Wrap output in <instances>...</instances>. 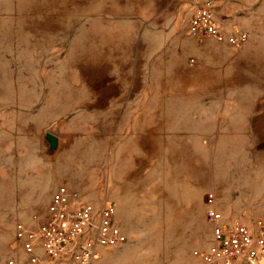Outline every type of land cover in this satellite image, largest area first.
<instances>
[{
  "label": "rangeland",
  "instance_id": "obj_1",
  "mask_svg": "<svg viewBox=\"0 0 264 264\" xmlns=\"http://www.w3.org/2000/svg\"><path fill=\"white\" fill-rule=\"evenodd\" d=\"M236 1L239 45L191 33V0H0V264L60 184L128 236L91 264H201L210 192L264 216V0Z\"/></svg>",
  "mask_w": 264,
  "mask_h": 264
},
{
  "label": "built area",
  "instance_id": "obj_2",
  "mask_svg": "<svg viewBox=\"0 0 264 264\" xmlns=\"http://www.w3.org/2000/svg\"><path fill=\"white\" fill-rule=\"evenodd\" d=\"M217 0H191L188 29L191 33L212 36L220 42L239 45L248 33H226L214 18ZM216 194L208 193L206 221L210 226L209 243L194 249L201 264H264V216L251 222L227 218L216 204ZM15 236L26 254L5 264H91L102 248L127 241L128 236L116 221L115 208L106 203L80 201V192L60 184L52 194L49 212L37 226L18 221Z\"/></svg>",
  "mask_w": 264,
  "mask_h": 264
},
{
  "label": "crops",
  "instance_id": "obj_3",
  "mask_svg": "<svg viewBox=\"0 0 264 264\" xmlns=\"http://www.w3.org/2000/svg\"><path fill=\"white\" fill-rule=\"evenodd\" d=\"M239 1L236 0H217L214 7V18L217 24L226 33H235L242 26L240 23V9L238 4ZM232 4H235V8Z\"/></svg>",
  "mask_w": 264,
  "mask_h": 264
},
{
  "label": "water",
  "instance_id": "obj_4",
  "mask_svg": "<svg viewBox=\"0 0 264 264\" xmlns=\"http://www.w3.org/2000/svg\"><path fill=\"white\" fill-rule=\"evenodd\" d=\"M46 138L50 143V149L51 150H54L58 147L59 137L56 134H54L52 132H48Z\"/></svg>",
  "mask_w": 264,
  "mask_h": 264
}]
</instances>
